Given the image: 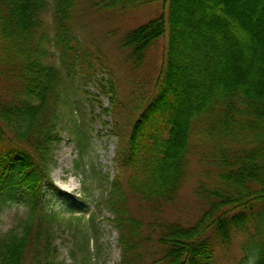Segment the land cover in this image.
I'll list each match as a JSON object with an SVG mask.
<instances>
[{
  "label": "trees",
  "instance_id": "obj_1",
  "mask_svg": "<svg viewBox=\"0 0 264 264\" xmlns=\"http://www.w3.org/2000/svg\"><path fill=\"white\" fill-rule=\"evenodd\" d=\"M158 1L0 0V202L10 186L9 198L26 207L0 234V264H55L54 229L63 216L49 197L67 193L51 168L73 66L90 67L94 56L79 34L86 9L121 12ZM163 2L165 13L127 29L119 43L133 68L167 38L153 92L132 107L137 114L122 118L109 70V88L97 80L100 92L112 93L118 142L119 173L105 199L118 264H218L217 249L228 252L237 237L240 263L253 256L264 264V87L253 80L264 70V0ZM56 55L59 65L51 62ZM193 172L198 217L170 219Z\"/></svg>",
  "mask_w": 264,
  "mask_h": 264
},
{
  "label": "rangeland",
  "instance_id": "obj_2",
  "mask_svg": "<svg viewBox=\"0 0 264 264\" xmlns=\"http://www.w3.org/2000/svg\"><path fill=\"white\" fill-rule=\"evenodd\" d=\"M51 6L45 18L48 24L52 19ZM129 9L119 12L89 7L81 19V25H84L82 32H79L83 38L82 47L85 50L92 48L94 56L90 67L73 66L59 129L62 141L54 152L51 177L54 184L67 193L65 196L54 194L49 197L51 206L62 212L63 216L54 229L55 264H118L120 258L118 234L110 222L113 213L105 200L119 173L115 163L118 142L112 133L115 117L110 112L112 93L100 92L97 80L109 88L111 77L106 72L109 70L118 90L116 105L125 107L122 118L128 117V114L135 116L136 109L154 90L167 44L166 35L157 38L146 50L141 65L132 68L124 60L126 52L119 48L123 32L165 13L167 6L160 0ZM51 62L59 65L57 55ZM263 75L264 70L253 79L262 88ZM124 175L120 173V178ZM9 178L14 181L16 176L9 174ZM198 181V174L193 172L167 214L170 219L191 223L198 217L199 199L194 194ZM10 188L8 186L1 197L0 234L26 215L23 202L9 198ZM15 188L17 197L19 189ZM130 200V208L135 211L134 199ZM242 243V237H237L233 239L228 252L217 249V263L253 264V256L240 263L243 257ZM81 246L84 248L80 249Z\"/></svg>",
  "mask_w": 264,
  "mask_h": 264
}]
</instances>
